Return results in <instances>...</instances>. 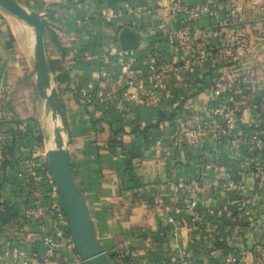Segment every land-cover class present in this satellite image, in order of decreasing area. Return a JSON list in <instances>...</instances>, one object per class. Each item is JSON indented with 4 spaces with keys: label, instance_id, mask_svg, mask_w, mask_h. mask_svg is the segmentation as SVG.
<instances>
[{
    "label": "crops",
    "instance_id": "crops-1",
    "mask_svg": "<svg viewBox=\"0 0 264 264\" xmlns=\"http://www.w3.org/2000/svg\"><path fill=\"white\" fill-rule=\"evenodd\" d=\"M17 1L46 11L41 18L51 88L63 102L65 147L102 249L120 262L119 253L128 249L136 264H222L232 251L248 260L257 255L264 247V187L254 167L264 153L249 151L245 135L264 122V0ZM201 4L214 14L192 19L172 10ZM106 5L118 9L110 23L101 14ZM189 25L195 29L188 44L168 42L169 33ZM126 28L138 36L135 81L148 74L153 57L178 67L166 73L157 102L119 107L127 86L110 54L124 49ZM200 46L209 57L195 62L191 56ZM34 52L31 27L0 11V264H63L79 253L76 243H62L44 260L43 236L54 221L45 210L36 218L26 215L31 180L21 174L25 160L37 150L48 162L46 152L56 146L48 143L59 126L54 106L32 88L38 78ZM218 80L245 87L237 126L227 135L194 118L216 101ZM88 81L97 85L89 100L79 94ZM138 96L145 98L144 90ZM196 124L200 135L192 143L184 133ZM14 137L13 151H4ZM238 176L245 187L234 198L227 181ZM180 182L191 188L181 189ZM191 201L194 210L186 208ZM7 206L17 216L3 224ZM9 245L24 256L5 254Z\"/></svg>",
    "mask_w": 264,
    "mask_h": 264
},
{
    "label": "built area",
    "instance_id": "built-area-1",
    "mask_svg": "<svg viewBox=\"0 0 264 264\" xmlns=\"http://www.w3.org/2000/svg\"><path fill=\"white\" fill-rule=\"evenodd\" d=\"M126 9L133 11L130 4L126 3ZM172 10L175 13H182L188 15L192 19H197L203 14L213 15L214 11L211 5L201 4L198 6H173ZM41 17L46 15V11L38 12ZM101 14L106 21L110 23L118 15V9L112 6H104L101 10ZM192 27V29H191ZM195 29L192 25L185 27L184 29L173 31L169 33L168 42L171 45L184 46L189 43L191 31ZM139 48V47H138ZM137 48V49H138ZM134 47L130 49H123L119 52H111L110 56L114 59L115 64L119 65L122 69L118 75L119 80L123 82L126 88L122 90V98L120 99L119 107L127 102L135 101L136 103L143 104L146 102H157L158 96L164 87V78L169 70L176 71L178 67H170L168 65L159 63L156 57H153L148 64V74H142V78L135 81L133 77L137 72L135 70V63L137 61V53L140 49ZM196 55V57H195ZM195 55H192V59L195 62H204L209 57V52L206 47L200 46ZM177 81H181L180 74L176 75ZM135 87L136 91H130V87ZM139 90H144L145 98L138 96ZM97 91V85L94 81H88L79 89L80 97L84 99H91L95 96ZM245 92V87L241 84L223 83L222 81H216L213 86V93L216 97V101L210 106L209 110L196 115L194 118L199 123H206L207 121L212 128L219 130L222 135L231 133L237 126L240 116V108L237 105L238 98ZM257 108L259 106L257 105ZM264 123V122H263ZM257 122L254 124L245 135V142L248 146V150L255 153L264 151V124ZM199 124L191 125L186 131L185 135L189 137L190 142L194 143L199 138ZM181 142L183 139L180 140ZM179 141V144L181 142ZM41 153L39 151H33L31 156L25 160L24 169L21 174L27 175L31 180L30 200L26 208V215L30 218H36L40 216V212L45 210L54 221L52 229L43 236V243L45 250L42 258L48 260L55 256L59 251L62 243H68L75 246L73 234L71 232L66 213L63 207L61 195L59 192L58 184L55 176L46 161L41 162ZM45 157V156H44ZM257 185L260 188L264 187V165H260L256 172ZM191 183L186 184L179 183L181 189L189 190ZM245 183L241 177L231 178L227 181V189L233 194L234 198L238 197L243 192ZM233 198V199H234ZM196 202L191 201L186 208L188 210H194ZM173 221V218H170ZM176 223L180 225L181 220H177ZM4 253L13 257L24 256L23 251L19 246H7L4 248ZM130 251L119 253V257L123 260ZM23 264H28L27 261H23ZM63 264H88L81 254H72L64 260ZM222 264H264V247L260 252L253 256L251 260H248L245 253H237L235 251L229 252Z\"/></svg>",
    "mask_w": 264,
    "mask_h": 264
},
{
    "label": "water",
    "instance_id": "water-1",
    "mask_svg": "<svg viewBox=\"0 0 264 264\" xmlns=\"http://www.w3.org/2000/svg\"><path fill=\"white\" fill-rule=\"evenodd\" d=\"M0 5L35 27L36 55L40 70V79L36 85L37 91L39 95L46 99L47 105L54 106L63 125L56 128V146L48 150L46 156L58 184L63 207L77 249L88 264H114L93 233L83 197L73 174L69 150L65 147L63 137V131L67 130L63 102L56 88H51L50 93L46 91V87L50 86L51 81L45 53L42 49L44 45V22L37 11L27 10L17 0H0ZM121 43L124 49L135 47L138 45V36L130 28H126L121 33Z\"/></svg>",
    "mask_w": 264,
    "mask_h": 264
},
{
    "label": "rangeland",
    "instance_id": "rangeland-1",
    "mask_svg": "<svg viewBox=\"0 0 264 264\" xmlns=\"http://www.w3.org/2000/svg\"><path fill=\"white\" fill-rule=\"evenodd\" d=\"M20 2H21V0H19ZM22 5L27 9V10H29V11H35V10H33V9H31L30 7H28L27 5H25L24 3H22ZM0 11H2V13H5L6 15H9V16H11V17H14L15 19H18V20H20V21H22V23H24V25H27L28 27H31V37H32V41H33V50L35 49V52H34V59H35V65H37V70H38V72H37V76H38V78H36V81L38 82L39 81V79H40V70H39V66H38V59H37V55H36V33H35V29L30 25V23H28L27 21H25L24 19H22V18H20V17H18L17 15H15V14H13V13H11V12H9L7 9H5L2 5H0ZM38 12V11H37ZM11 40H12V38H11ZM23 44V43H22ZM21 43H20V49L21 50H23V45H22ZM42 49L44 50V45L42 46ZM34 82H32V88H34L35 90L37 89V87H36V85H37V83H34ZM50 88H51V83H50V86L49 87H46V91H47V93L49 92L50 93ZM37 94H39L38 93V91H37ZM248 104H250V103H248ZM238 105V107L239 108H241V106L242 105H240V104H237ZM58 118H59V126L58 127H62L63 125H62V122H61V118H60V116L58 115ZM65 132L63 131V136L65 135L64 134ZM56 137V132L55 133H53L52 134V141H51V143H48V146H52V147H54L55 146V141H54V138ZM115 259V261H117V262H119V263H121L119 260H118V258H114ZM112 261V260H111Z\"/></svg>",
    "mask_w": 264,
    "mask_h": 264
},
{
    "label": "trees",
    "instance_id": "trees-1",
    "mask_svg": "<svg viewBox=\"0 0 264 264\" xmlns=\"http://www.w3.org/2000/svg\"><path fill=\"white\" fill-rule=\"evenodd\" d=\"M12 38V36H11ZM12 43H9V47H11ZM232 64H230L229 66H231ZM236 68V67H235ZM234 69V68H233ZM257 103V105L259 106V101H255ZM56 114L57 111H56ZM16 138L14 137L10 142H6L5 147L3 148V150H7L9 153H11L13 151V149L15 148V146L17 145L16 142ZM263 152L260 153H255V154H259L260 156L263 155ZM253 165V164H252ZM260 165H264V162H261ZM258 170V166L254 167V172L256 173ZM16 208L12 207V206H7L6 211L4 212L3 216H2V222L3 224H6L7 222H9L10 220H12V218H14L16 215ZM110 259L113 261L114 264H136V262L133 260V258L131 257V255H127L123 260H121V263L115 261L114 259V255H109Z\"/></svg>",
    "mask_w": 264,
    "mask_h": 264
},
{
    "label": "bare ground",
    "instance_id": "bare-ground-1",
    "mask_svg": "<svg viewBox=\"0 0 264 264\" xmlns=\"http://www.w3.org/2000/svg\"><path fill=\"white\" fill-rule=\"evenodd\" d=\"M30 25L35 29L34 25H32V24H30Z\"/></svg>",
    "mask_w": 264,
    "mask_h": 264
}]
</instances>
